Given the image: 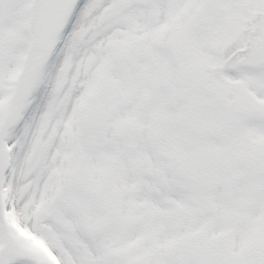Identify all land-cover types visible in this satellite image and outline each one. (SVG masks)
<instances>
[{
  "label": "snow or ice",
  "instance_id": "6c2138e0",
  "mask_svg": "<svg viewBox=\"0 0 264 264\" xmlns=\"http://www.w3.org/2000/svg\"><path fill=\"white\" fill-rule=\"evenodd\" d=\"M0 264H264V0H0Z\"/></svg>",
  "mask_w": 264,
  "mask_h": 264
}]
</instances>
